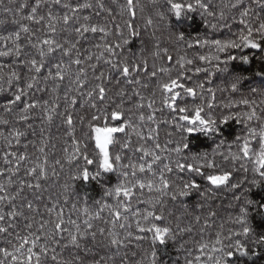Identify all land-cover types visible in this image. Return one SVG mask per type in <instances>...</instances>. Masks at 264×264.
I'll return each instance as SVG.
<instances>
[{"label":"trees","instance_id":"16d2710c","mask_svg":"<svg viewBox=\"0 0 264 264\" xmlns=\"http://www.w3.org/2000/svg\"><path fill=\"white\" fill-rule=\"evenodd\" d=\"M27 2L29 8L23 11L19 10L21 3ZM89 2L94 5L91 9L81 10L80 22L92 23L100 26H106L108 29V35L103 34H87V39L82 41V47L80 48L81 56L86 57L89 54L99 55L102 51L94 47L95 44L103 45L105 43L122 45L121 48L116 51L121 56H127L130 59H144L147 60L149 72L152 70H158L161 67L169 69L167 73L157 72L156 77H151L149 74H142L138 77L142 84H146L147 87L140 86H128L121 83L122 87H127L131 90V87H135L137 91L145 98V104L154 100L153 109L145 107L140 110L145 115L143 122L139 121L138 114L133 115L127 113L125 119L130 118L136 131L132 128H127L123 133H115L113 135V143L109 145L108 151L111 157L120 155L121 160L115 165V171L105 173L101 182L97 181H73L71 177L81 168L88 167L90 171L96 170V164L86 165L85 161L81 158L71 163L67 162V156L74 153V146L72 138L68 135L69 131L73 132V135L80 141V147L82 151H85L89 158L99 159V149L95 146L94 139H88L86 134L90 133L89 121L91 114L95 109H91L81 99L74 108L68 110L73 113V128L69 129L68 126L63 123V116H56L52 122L42 120V112L40 108H37L29 113L30 119L28 121H20L21 115L20 109L23 105L14 107L11 113H6L3 110V106L7 101L12 98L13 93L19 88L24 80L30 78L31 73L28 72L27 60L31 58L39 59L38 49L32 48L29 44V39L35 42L38 37L40 39L48 36L59 42H63L64 39H73L74 32L73 26H65L62 22L56 23V33H50L46 28V23L42 25H34L29 21L23 20L22 17L27 15L30 11L31 5L34 0H0V36H9L18 31L20 24H28L29 27L35 32V36L31 33H21V40L19 41L22 52L17 57L13 51L8 56H0V76L4 77V80H0V119H6L7 125L0 124V132L3 136H0V169L15 168V160L12 159L11 164H5L4 153L16 152L18 154H27L29 159L20 165L19 172L12 177L14 183L8 186V191L14 193L19 186L20 180H28L35 182L33 177L26 175V169L34 167L36 164H44L45 156L47 157V163L44 164L48 172V178L41 180V189L39 191H33L26 189L25 195L28 199L32 200L34 207L39 209V214L27 213L29 217L35 216L33 222L32 232H37L39 227V221L41 217L45 220H55L56 212L49 214L46 211L47 207H51L56 204L57 211L62 210L66 227L74 231V226L68 224L69 219L76 220L81 229L85 227L84 220L88 219L93 225V231L99 228L111 229L112 225L106 223L111 219V210L107 207H103L105 203L111 205L112 209L119 207L121 212V219L118 222L126 225L121 229L117 225L115 231L120 235L121 239H124L128 233H132L129 239L125 240V246L119 249L106 246V241L103 237L97 234L95 242L89 238L87 241L88 247L91 252L88 255V260L91 262L92 258L103 256L105 258L112 256L116 261V264H120L123 259L124 264H149L151 260V252H156V264H186V260H192L193 264H212L210 257H217L220 253L214 252L213 248L226 247L230 242H234L236 239H240L249 249L248 256H240L239 253L230 258L231 264H264V245L252 244V241L257 238L258 233L264 232V220H261L259 216L252 213L253 219L250 223L254 228V233L250 237H235L232 236L230 241L228 237L235 232L241 230L240 224L236 222V217L240 215V209L244 206L243 194L245 189H251L248 195L253 199H260L264 197V185L261 188H255L251 185L252 179H260L258 174L254 171V168L258 165L254 164V157L252 160H244L234 162L231 159L225 160V156H229L232 153H238L240 142L236 140L237 136L247 135L248 127H257L264 125V119L260 121L248 122L245 119V113L251 111V107L245 106L239 101L242 99H248L255 101L256 111L258 115L264 116V76L257 75L258 72H264V52H260L257 49H243L242 51L231 50L234 55L246 54L250 57V63L244 64L239 60L232 61L228 64V73H217L211 75L215 71L213 64L207 61H201L200 56H207L209 58L220 56L221 59L225 58L227 53L217 52L214 45L211 43L204 45H197L195 41L197 39L203 41L207 39L225 41L228 39H236L242 25L239 24L238 12L234 9L225 8L224 5L233 3L235 0H210V10L216 12V16H209L204 13L202 9L197 8L194 12L183 16L181 20L177 21L174 16L168 11V5L166 0H134L135 17L131 16L127 11V0H102L107 11L96 13L99 11L95 7L96 0H62V3H70L73 6L77 3ZM188 2H194V0H188ZM249 4V0H244V6ZM10 9V11H5ZM223 10L225 18L221 20L219 18V12ZM49 8L43 7L40 10L41 15H47ZM51 11L54 16H61L67 9L62 6H51ZM109 11L111 14H109ZM253 11L255 15L251 19H255V16L264 18V10L253 5ZM158 13L165 15L164 20H160ZM88 16L89 21H84L83 17ZM153 19V25L146 27L145 21L147 18ZM236 17V19H233ZM16 21V22H14ZM126 22L133 25V29H129L126 26ZM216 24V28H212L211 25ZM230 25L225 27L224 25ZM135 31L138 35H131V31ZM183 32L185 35L184 41H178L176 34ZM127 39L128 43L124 44V40ZM259 39V37H257ZM159 43L160 48H156V44ZM191 43L193 47L189 48L188 44ZM12 42L0 40V51H7L8 48H12ZM167 49V55L173 57L172 61H168L163 49ZM160 51V55L157 56L154 53ZM134 54V56H133ZM75 56V53H73ZM63 59L65 63L68 62L67 57H62V53L56 52L53 56L47 58L46 63L50 66H54L56 62ZM181 58H183L181 60ZM180 60L184 63V68H181L176 61ZM192 60V64H187L186 61ZM91 63H95L92 61ZM83 67L87 72V87L84 89L86 92L92 86H94L95 80L93 72L88 68L87 64ZM207 68V73H196V68ZM54 71V67H52ZM17 72L21 75V81L13 80L12 84H8L7 77L11 72ZM104 71L107 75L108 66L101 61L98 66V71ZM70 72L74 74L76 72V66L73 65ZM42 75H47V68ZM181 76V83L185 87H192L196 90V96L192 97L185 93L182 89H177L181 93L177 98L176 105L179 107H186L188 115H192L194 109L197 106H203L202 116L207 118L211 116L213 119H221L223 116L232 115L235 116V120H229L228 123L220 125L221 132L219 134L204 135L203 133H186L176 127L177 124L187 125V122L180 121L179 116L182 113L178 111L174 112L163 103V96L159 85L168 82L169 78H177ZM236 76L244 77L242 79L238 91L232 92L230 84L233 82ZM204 84V89L198 87V85ZM69 80L66 79L55 93L51 91L54 87L53 82L48 81L41 82V88L47 87V91H33L28 100H38L43 104L44 101H48L51 106L53 103L60 105L58 112L63 113L68 107L64 96L65 94L76 95V93H68ZM109 97L111 98L116 90L115 81L110 85ZM255 88L257 91L254 93L251 90ZM208 89H212L215 94L213 100L212 95L208 92ZM171 95V94H168ZM59 97V99H57ZM212 103L213 107L209 108L208 104ZM225 105H231V107H225ZM108 102L101 105V107H107ZM132 107L130 104L125 105V109ZM133 109V112H136ZM149 114H154V120H147ZM237 120L241 122H237ZM103 121L100 122V126H103ZM109 126H119L120 121H107ZM31 125V127H29ZM13 129H19L24 132L25 135L19 138V143L12 137L11 147L8 146L5 136H9V133ZM41 129H43V139L47 141V148L44 153H40L38 149L41 144ZM137 132L142 133L147 137L150 133L153 139L141 140L137 135ZM94 135V134H92ZM223 141V143H221ZM128 143V147L123 145ZM159 143L161 149H155V144ZM188 143L189 147L182 153L177 154L174 149L178 144ZM254 147H258L256 140L252 141ZM55 145V147H53ZM86 145V148H85ZM219 146V147H218ZM143 147L146 150L156 151L161 160L153 162L151 156H143V153L137 151L138 148ZM67 149V152L64 151ZM221 153L223 155H221ZM143 157V158H142ZM204 157H207L209 161H214L217 167L215 169H203L207 174H213L220 171H233L232 183L243 181L241 187L238 189H230L228 186H222L215 190V195L205 201L197 193H193L187 197H179L176 201L170 199V195L161 196L159 192L153 188L149 190L147 187L139 189L137 186L134 189V195L131 198H125L123 196L117 198L114 194V189L119 184L123 183L127 186L136 183L137 181H143L146 185L148 181H153L158 184L159 174L163 171L165 177L170 181L173 188L182 182L194 179L202 188L208 186V182L200 175L194 172H180L176 168V161L182 163H193L197 166L204 163ZM60 160L61 165L56 164V161ZM145 164L146 170L144 172L139 171V164ZM152 163V170H147V164ZM243 163L247 167L245 172L240 169V164ZM130 164H135L136 169L128 167ZM172 167V172H167L164 168L165 165ZM234 169H236L234 171ZM55 170L57 175L53 176L52 171ZM135 171V175H133ZM127 172L125 177L123 173ZM9 173L0 177V183L7 185V178ZM65 185H68V189L65 190ZM106 191H113L112 196H106ZM171 191V190H170ZM241 196V200H236L234 197ZM39 197V199H37ZM67 201V202H65ZM161 201L162 203H158ZM99 202V203H97ZM19 204V201H17ZM75 205V207H73ZM197 205H203L198 207ZM125 207L128 209L125 211ZM87 208V214L84 209ZM103 210L101 211V209ZM209 210L215 211L216 216L210 219V226L203 227V218L208 216ZM149 211H155L157 215L161 213L164 216L163 220H144V216ZM99 212V219L95 218V214ZM199 215L202 217L200 224L192 223V231L190 233H183L177 236L176 240L168 239L165 244H160L158 241L153 244L151 232H139L137 228V222L141 227L148 228L151 224L155 223L160 227H169L173 232L177 231V224L184 227L193 221V217ZM179 217V219H177ZM25 221L20 218L17 223L19 227L15 229L16 232H20L21 235H28L29 230L24 228ZM51 227V224L48 225ZM10 231H12L10 229ZM43 237V232H40ZM67 235L66 233L64 234ZM136 236H143L144 239L136 240ZM31 238V237H30ZM219 238L221 244H217L216 240ZM11 241V243H8ZM44 242L43 239L38 242ZM17 243L15 236H8L6 234H0V247H7L12 249V244ZM206 245L203 251L200 250V245ZM183 245V246H182ZM67 255L66 252H64ZM199 257V260L196 258ZM2 258V257H0Z\"/></svg>","mask_w":264,"mask_h":264},{"label":"snow or ice","instance_id":"6c2138e0","mask_svg":"<svg viewBox=\"0 0 264 264\" xmlns=\"http://www.w3.org/2000/svg\"><path fill=\"white\" fill-rule=\"evenodd\" d=\"M155 3V0H153ZM168 5V11L175 17L177 21L181 20L183 16H186L189 13L194 12L197 8L202 9L204 13H207L209 16H216V12L210 10V0H194V2H188V0H166ZM62 6L64 9H67L61 16H54L51 11V6ZM253 5L264 10V0H249V4L244 6V0H235L233 3L224 5L225 8L234 9L238 12L239 24L242 25L241 30L239 31L238 37L236 39H228L225 41L221 40H212L208 41L207 39L201 41L197 39L195 43L197 45L204 44L207 45L211 43L215 46L217 52L227 53L226 57L221 59L220 56H215L209 58L207 56H200L201 61H207L212 63L213 60L216 61L213 64L215 69L211 75H216L217 73H228L229 68L228 64L232 61L239 60L241 63L248 64L250 63V57L246 54H241L239 56L232 54L231 50L242 51L243 49H257L260 52H264V18L255 16V19H251L255 13L253 11ZM48 7L49 11L47 15H41L40 10L43 7ZM94 5L89 2L77 3L72 5L70 3H62V0H34V3L30 7V11L27 15L23 16L22 19L29 21L34 25H42L46 23V28L50 33L55 34L56 23L62 22L63 25L73 26L74 38L73 39H64L63 42H59L55 39H52L48 36L40 39L36 38L35 42L29 39V44L32 48L38 49L39 59L31 58L27 60L26 63L28 66V72L31 73L30 78L24 80L23 84L17 88L13 93L12 98H10L7 103L3 106V110L6 113H11L14 107L23 105L20 109L21 115L19 116L20 121H28L30 119L29 113L37 108L41 109L42 120L47 122H52L53 119L61 115L63 116V123H65L69 129L73 128V113L69 111V108H74L81 99L84 100V103L91 109L95 111L91 114V119L89 121L90 133L86 134L88 139L95 140V146L99 149V159L89 158V155L81 150L80 141L75 138L72 131L68 132V135L72 138L74 153L67 156V162L71 163L72 161L83 159L86 165L96 164V170L94 172L90 171L88 167H83L79 169L71 179L73 181L82 180V181H97L101 182L104 178L105 173H110L115 171V165L120 162V155H116L114 158L110 156L108 151V146L113 143V135L115 133H123L127 128H132L133 131H136L133 126L131 119H125L126 112L132 113L133 115L138 114L139 121L143 122L145 120V115L142 111L145 107L148 109H153L155 103L154 100L147 102L145 104V98L136 90L135 87H131V90L127 87H122L121 83L128 86H140L147 87L146 84H142L141 80L138 78L142 74H149L151 77H156L157 72L167 73L169 69L161 67L158 70H152L149 72L147 60L144 59H130L127 56H121L116 50L121 48L122 45L116 43L114 45L105 43L103 45L95 44L94 47L101 49L99 55L89 54L86 57L81 56L80 48L82 47V41L87 39V34H103L104 36L108 35V29L106 26H100L98 24L92 23H81L79 13L84 9H91ZM95 7L99 9L96 13L97 15L100 12L107 11L102 0H96ZM29 8L27 2L21 3L19 5V10L23 11L24 9ZM127 11L133 17H135V6L134 0H127L126 5ZM5 11H10V9H5ZM109 14L110 11H109ZM160 20L165 19L163 13H158ZM219 18L223 20L225 18V13L223 10L219 12ZM88 16H84V21H89ZM236 19V17H233ZM16 22V21H14ZM146 27L153 25V19L151 17L147 18L145 21ZM126 26L129 29H133V25L129 22H126ZM225 27H230V25L225 24ZM212 28H216V24L211 25ZM21 33H31L32 36H35V32L29 27L28 24H20L18 31L14 32L9 36H0L2 41H11L13 47L8 48L7 51H0V56H8L15 53L17 57L21 55L22 48L19 43L21 40ZM131 35H138L134 30L131 31ZM259 37V39H257ZM176 39L178 41H184V33L178 32L176 34ZM128 40H124V44H127ZM188 47L191 48L193 45L188 44ZM156 48L159 49V43L156 44ZM168 61H172L173 57L167 55V49L162 50ZM62 53V57H67L68 62L61 58L54 66H50L46 63L47 58L53 56L54 53ZM75 53V56H73ZM159 56L160 51L154 53ZM134 56V54H133ZM183 58H181L182 60ZM264 59V57H262ZM95 61V63H91ZM101 61L103 64L108 66V73L104 71H98V66ZM181 68H184V63H181L180 60L176 61ZM187 64H192V60L186 61ZM84 64H87L93 72L94 76V86H92L86 92L84 89L87 87V72L83 67ZM76 66V72L72 74L70 72L72 66ZM54 67V71L52 70ZM47 68V75H42L44 70ZM209 70L207 68H196L195 72H205ZM257 75L264 76V72H258ZM181 76L177 78H169L168 82L162 83L159 85V88L164 94L162 103L171 109L172 111L182 113L179 116L180 121L187 122V125L177 124L176 127L186 133H203L204 135L209 134H219L221 132L220 125L227 124L229 120H235L236 117L232 115L223 116L221 119H213L211 116L205 118L201 115L203 112V106H197L192 115H188V109L186 107L177 108L176 101L180 97L181 93L176 91L177 89H182L188 95L195 97L196 90L192 87H185L181 83ZM69 80L68 93H76V95L65 94L64 100L67 104V108L63 113H59L58 109L59 104L53 103L51 106L48 101H44L41 104L38 100H28L27 98L33 91H47V87L41 88L42 80L44 82L51 81L54 84V87L51 89L53 93L61 86V84L66 80ZM244 77L236 76L233 82L230 84V89L232 92L238 91V87ZM0 80H4L3 76H0ZM13 80L21 81L22 77L17 72L13 71L7 77V83L12 84ZM115 81L116 90L114 91L113 96L109 97L110 88L107 85H110ZM201 89H204V84L198 85ZM2 91V89H0ZM252 92H256L257 89L253 88ZM208 92L212 95L213 100L215 99V94L212 89H208ZM171 94V95H168ZM59 99V97H57ZM108 102L107 107H101V105ZM239 103L251 107V111L245 113V119L248 122L251 121H260L264 119V116L258 115L256 111L255 101H250L248 99H242ZM264 103V101H262ZM130 104L132 107L125 109V105ZM208 107H213L212 103L208 104ZM225 107H231V105H225ZM133 109H136V112H133ZM120 121L119 126H109L107 121ZM147 120H154V114H149ZM103 121V126H100V122ZM237 122H241L237 120ZM0 124L7 125L8 121L6 119H0ZM31 127V125H29ZM94 134V135H92ZM25 133L19 129H13L9 136H5L9 147H11L12 140L9 137H12L19 143V138L24 136ZM137 135L141 140L144 139H153L151 133L145 137L142 133L137 132ZM0 136H3V133L0 132ZM41 144L42 146L38 149L40 153H44L47 148V141L43 139V129H41ZM236 140L240 142V147L238 153H232L229 156H225L224 159H231L234 162L252 160L254 157V164L258 165L254 168V171L258 174L260 179H252L250 181L251 185L255 188H261L264 185V125L257 127H248L247 135L237 136ZM256 140L258 147H254L252 141ZM223 143V141L221 142ZM128 147V143L123 145ZM55 147V145H53ZM189 147L188 143L178 144L174 151L177 154L182 153L185 149ZM219 147V146H218ZM86 148V145H85ZM155 149H161L159 143L155 144ZM67 152V149H64ZM143 153V156H151L153 162L161 160V156L156 151L146 150L143 147L137 149ZM221 155H223L221 153ZM9 157L14 158L15 168H6L0 169V177L5 176L6 173H9L7 178V185L0 183V234H6L8 236H15L17 243L12 244V249L9 250L7 247H0V264H116V261L112 256L107 258L101 256L99 259L93 257L91 262L88 260V255L91 252V249L88 247L87 241L90 238L91 241L95 242L97 239V234L100 237H103L106 241V246L119 249L125 246V240L129 239L132 236V233L121 239L120 235L115 229L117 228L118 222L121 219V212L119 207L112 209L111 205L105 203L103 207H107L111 210V219L105 221L112 225L111 229L99 228L96 231H93V225L88 220H84L85 227L83 230L76 220L69 219L68 224L74 226V231L66 227V222L64 219L63 211H57L56 204H53L51 207H47L46 211L51 214L56 212L55 220H45L41 217L39 221V227L37 232H32L33 222L35 216L29 217L27 213L39 214V209L34 207L32 200L24 194L26 189L33 191H39L41 189V180H46L48 178V172L44 167V164L47 163V157L45 156L44 164H36L34 167L26 169V175L33 177L35 182L28 180H20L19 186L17 187L14 193L8 191V186H11L14 181L12 179L20 169V165L29 159L28 155L18 154L16 152H5L4 153V162L5 164H11L13 161ZM143 158V157H142ZM204 163L199 164L198 166L193 163L180 162L176 161V168L180 172L188 171L194 172L197 175L202 176L207 182L208 186L203 187L196 180L191 179L186 182H182L173 188L170 181L165 177L164 172L162 171L159 174L158 184L153 181H148L147 185L143 181H137L131 186H127L123 183L119 184L114 189V194L117 198L123 196L125 198H131L134 195V189L139 187V189H144L147 187L149 190L155 188L161 196L170 195L172 201H176L179 197H187L193 193H197L203 200L207 201L215 195V190L221 188L222 186H228L230 189H238L241 187L243 181L232 183L233 171H220L213 174H207L203 169H215L217 165L214 161H209L207 157H204ZM56 164H61L60 160L56 161ZM128 167L136 169L135 164H130ZM167 172H172L173 169L169 165L164 166ZM240 169H243L245 172L248 170L247 167L241 163ZM146 170L145 164H139V171L144 172ZM147 170H152V163L147 164ZM236 169H234L235 171ZM135 175V171L132 173ZM52 175H57L56 171H52ZM126 177L127 172L123 173ZM65 190L68 189V185H65ZM171 190V191H170ZM251 189H245L243 194V203L244 206L240 209V215L236 217V222L240 224L241 230L235 233H232L228 239L231 241L232 236L235 237H250L254 233V228L252 227L250 221L253 219V211L255 216H259L261 220H264V197L260 199L250 198L248 193ZM106 196H112L113 191H106ZM236 200H241V196L234 197ZM39 199V197H37ZM19 201V204H17ZM67 202V201H65ZM99 203V202H97ZM158 203H162L158 201ZM198 207H203V205H197ZM75 207V205H73ZM103 208L101 209V211ZM128 209L125 207V211ZM85 214H87V208L84 209ZM217 214L215 211L209 210L208 216L203 218V227L210 226V219L215 217ZM23 218L27 221L24 224V228L29 230L28 235H21L20 232H16L15 229L19 227L17 221ZM95 218L99 219L100 213L95 214ZM145 221H148L150 218L153 220H163L164 216L161 213L157 215L155 211H149L143 217ZM179 219V217L177 218ZM202 217L196 215L193 217V221L188 225L181 227L178 223L176 228L177 231L169 227H160L157 224H151V227L144 228L141 227L139 222H137V228L139 232H151L153 244L159 242L160 244H165L168 239L176 240L177 236L183 233H190L192 229V223L200 224ZM51 224V227L48 225ZM119 228L123 229L126 227L125 224L120 223ZM10 229L12 231H10ZM40 232H43V237L40 235ZM67 234L66 236L64 234ZM257 238L252 241L254 246L264 245V232L256 234ZM31 237V238H30ZM43 239L44 242L39 243ZM136 240L144 239L143 236H136ZM11 243V241H8ZM217 244H221V240L217 238ZM183 246V245H182ZM207 247L206 245L201 244L200 250ZM214 252L220 253L217 257H210L212 264H231L230 258L235 254L239 253L240 256H248L249 249L248 247L241 242L240 239H236L234 242H230L226 247L213 248ZM67 253V255L64 254ZM199 260V257L196 258ZM120 264H124L123 259ZM149 264H156V252H151V260ZM186 264H193L192 260H186Z\"/></svg>","mask_w":264,"mask_h":264},{"label":"rangeland","instance_id":"374dc122","mask_svg":"<svg viewBox=\"0 0 264 264\" xmlns=\"http://www.w3.org/2000/svg\"><path fill=\"white\" fill-rule=\"evenodd\" d=\"M95 141V140H94ZM109 147V146H108Z\"/></svg>","mask_w":264,"mask_h":264}]
</instances>
